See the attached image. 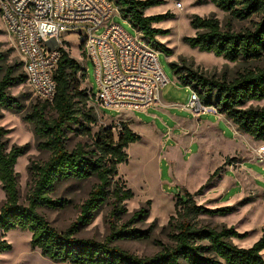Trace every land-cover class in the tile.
I'll return each mask as SVG.
<instances>
[{"label":"trees","instance_id":"1","mask_svg":"<svg viewBox=\"0 0 264 264\" xmlns=\"http://www.w3.org/2000/svg\"><path fill=\"white\" fill-rule=\"evenodd\" d=\"M118 8L121 18L127 20L144 41L167 56L171 48L157 40L166 30L153 24L170 14L146 15L145 10L161 0H111ZM202 1V0H199ZM233 18L245 19L252 15L260 18L253 28L234 31L223 29L219 20L210 15L193 14L190 25L194 35L184 36L182 41L199 51L221 56L229 61L258 59L264 53V0H209ZM61 55L53 70L56 92L52 102L44 101L30 106L22 116L33 126L36 146L48 152L43 162L28 166L31 179L25 202L20 200L17 173L14 169L24 147H7V129L0 126V186L4 200L0 205V253L11 249L3 238V232L20 229L30 233V245L38 248L41 255L55 262L71 264H264V232L250 246H238L232 241L242 237L233 227L220 228L204 224L201 215H224L231 205L209 208L195 202L193 196L200 194L218 172L217 167L206 183L195 192L183 189L176 196L174 213L164 226L167 242L158 241L159 249L151 255H138L118 245L116 241L148 236V230H138L131 222L142 220L149 213V202L133 211L126 223L119 224L126 214L125 200L133 196L132 190L117 176V165L127 161V146L140 140V135L130 129V122H119L116 137L112 126H99L91 135L90 144L77 142L68 149L65 130L78 125L81 132L90 134V124L97 121L91 107L85 108L87 94L79 89L76 75L85 69L68 52ZM169 68L182 86L197 92L204 104H213L220 114L228 118L239 131L253 140L264 143V106L242 107L250 100L264 99V66L246 69L232 79L207 76L184 62L170 61ZM26 82L22 60L10 64L0 50V109L21 110L19 100L9 89ZM92 92V91H91ZM93 94V93H92ZM82 101L79 106L78 102ZM46 106L55 112L46 116ZM230 161V159H228ZM227 160V161H228ZM95 178L96 183L79 205L77 220L65 229L53 226L39 212L41 206L56 208L64 199L53 198L58 184L67 181H83ZM108 208L109 233L102 239L77 236L79 227L88 224L102 207Z\"/></svg>","mask_w":264,"mask_h":264},{"label":"rangeland","instance_id":"2","mask_svg":"<svg viewBox=\"0 0 264 264\" xmlns=\"http://www.w3.org/2000/svg\"><path fill=\"white\" fill-rule=\"evenodd\" d=\"M165 12L170 15L154 23L153 26L166 30L156 38L172 50L169 56L164 52H158V59L169 79L161 89L160 98L164 102L177 104L173 106H168L160 100L147 108L100 104L94 94L97 84L93 66L81 52L78 34L68 33L62 37L69 56L77 60L81 68L85 67L87 70V77L86 75L82 77L81 71L76 77L80 82L79 89L89 97L85 108L91 107L97 117V121L90 124V134L81 132L78 125H69L65 130L66 146L71 149L77 142L90 144L91 135L99 126H112V132L116 137L119 122H130L128 125L130 129L140 135V140L127 146V161L117 165L116 177L133 193L131 198L125 200L127 212L122 216L119 224L126 223L133 211L145 206L148 201L147 217L130 223L138 230H148V236L116 241L121 247L138 255H151L156 252L159 249L158 241L167 242V229L164 226L169 216L174 213L176 196L182 195L183 189L190 193L195 192L206 183L217 167L220 169L212 177L208 186L193 198L196 203L209 208L231 205V211L224 215H201L199 219L202 223L217 228L233 227L239 234L244 235L239 238L234 237L232 241L238 246L248 247L264 232V163L250 160L252 148L256 147L249 146V144L254 145L252 138L246 137L240 140L237 135L234 141L242 142L244 145L237 146L231 136V126L223 117L219 116L217 119L215 114L198 115L202 122L204 120L220 121L217 127L223 134L221 136L220 133L213 132L211 129L202 131L203 151L198 153V147L194 144L191 146L192 152H186L184 146L188 145V136L185 138L184 145L177 147L173 138L165 144L166 132L175 121L172 115L190 117L191 114L188 110L180 109L182 103H185L188 98L190 88L180 85L168 63L171 60L182 61L207 76H213L214 79L226 78L227 80L243 70L263 67L264 53L258 59L229 61L221 56L199 51L182 41L184 36L195 33L189 23L193 14L202 17L212 15L219 20L223 29L229 27L234 31L253 28V24L259 20L260 16L252 15L245 19L233 18L228 11L221 10L209 0H161L159 4L145 10L146 15ZM111 20L121 25L134 39L142 40L141 34L119 14H114ZM101 29L102 27L99 31ZM0 50L10 64L15 65L21 60L13 38L6 31L1 20ZM9 91L19 100L21 110L0 109V126L7 129L5 143L8 148L12 145L24 147V152L17 158L14 169L17 173L20 200L25 202L31 182L28 166L32 162L45 161L48 152L36 146L33 126L24 121L22 116L31 105L43 103L44 100L36 95L26 82L12 86ZM78 105L81 106L82 101H79ZM249 106H264V99L250 100L242 105V107ZM45 111L47 117L55 116L50 106H46ZM213 116H216L217 120ZM176 133L177 131H173V134ZM238 134L242 135L243 132L238 130ZM173 144H175L173 151L167 152V148H162V146L169 147ZM237 148L238 150L240 148V152L235 151ZM227 165L233 166L234 171L227 169ZM241 165L244 168H251L261 179L249 177L245 169H237ZM95 183V178L62 182L58 184L53 198L64 199L65 203L56 208L41 206L38 210L53 226L61 230L65 229L77 220L79 205L88 196ZM4 197L0 186V205ZM108 221V208L105 206L94 214L88 224L79 227L77 236L102 239L109 233ZM3 238L11 244V249L0 253V264H71L55 262L41 255L38 248L31 247L28 231L11 229L3 232Z\"/></svg>","mask_w":264,"mask_h":264},{"label":"built area","instance_id":"3","mask_svg":"<svg viewBox=\"0 0 264 264\" xmlns=\"http://www.w3.org/2000/svg\"><path fill=\"white\" fill-rule=\"evenodd\" d=\"M116 13L118 8L111 0H0V20L14 40L26 83L42 100L52 102L55 96L52 73L60 49L65 50L62 37L76 33L81 52L93 66L99 103L147 108L159 100L169 79L158 51L113 22ZM181 108L194 116L220 114L213 104L202 103L191 88ZM256 153L257 160L263 161L264 143Z\"/></svg>","mask_w":264,"mask_h":264},{"label":"crops","instance_id":"4","mask_svg":"<svg viewBox=\"0 0 264 264\" xmlns=\"http://www.w3.org/2000/svg\"><path fill=\"white\" fill-rule=\"evenodd\" d=\"M160 95H161V91H160ZM160 95H159V100L162 102L163 100H161L160 98ZM164 102V101H163ZM166 104H168V106H173V105H177L176 103H173V102H164ZM183 104V103H182ZM180 105V104H179ZM182 109V108H180ZM202 115V114H200ZM210 115V114H208ZM219 116L220 117H223V119L225 120V122L231 126V136L233 138V141L235 140L234 138L238 135L239 136V139H246V137H249L251 139V137L245 133H243L242 135H239L238 134V129L237 127L228 119L226 118L223 114H219L217 117L216 116H213L214 119H219ZM173 119L175 121H173V126H170L168 131L166 132V141H165V144L168 143L169 140H171V138H173L175 140V142L177 143V147L180 146V145H184L185 143V138L188 136L189 140H188V145L187 146H184V148L186 149V152H192V147L194 144H196V146L198 147V153L203 151V146H202V136H203V133L202 131H205L206 129H211L213 130V132H218L220 133V135L222 136V132L220 131V129L217 127V124H219V122H211L209 120H204V122H202L200 120V117L199 116H194L192 114H190V117H183V116H177V115H172ZM216 119V120H217ZM177 128V130H176ZM173 131H177L176 134H173ZM223 140H225V138H222ZM229 140V139H228ZM238 141V140H237ZM252 141L254 142V145L253 144H249V146H256V147H253L252 148V156L250 158L251 161H255L257 160V153H256V148L257 146H259L261 143L259 141H255L252 139ZM236 142V141H234ZM248 142V141H247ZM260 143V144H259ZM236 145L237 146H244L242 144V142H236ZM175 147V144H173V146H162V148H167V152L169 151H173ZM235 151H239L240 152V148L238 150L235 149ZM176 153V151H175ZM168 157V155H167ZM259 161V160H258ZM261 163H264V160L263 161H260ZM227 169H233V166L231 165H227L226 166ZM263 168V167H262ZM237 169H245L246 172L248 173V176L251 177V178H260L261 177L256 174L254 171L251 170V168H244L243 165H241V167H238ZM264 169V168H263ZM236 170V168H235Z\"/></svg>","mask_w":264,"mask_h":264},{"label":"bare ground","instance_id":"5","mask_svg":"<svg viewBox=\"0 0 264 264\" xmlns=\"http://www.w3.org/2000/svg\"><path fill=\"white\" fill-rule=\"evenodd\" d=\"M177 5V4H176Z\"/></svg>","mask_w":264,"mask_h":264}]
</instances>
